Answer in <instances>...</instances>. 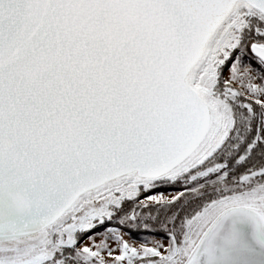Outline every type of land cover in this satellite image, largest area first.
I'll use <instances>...</instances> for the list:
<instances>
[{
    "label": "snow or ice",
    "instance_id": "obj_1",
    "mask_svg": "<svg viewBox=\"0 0 264 264\" xmlns=\"http://www.w3.org/2000/svg\"><path fill=\"white\" fill-rule=\"evenodd\" d=\"M0 264H264V0H0Z\"/></svg>",
    "mask_w": 264,
    "mask_h": 264
}]
</instances>
